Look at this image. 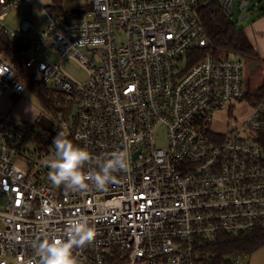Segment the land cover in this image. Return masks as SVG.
I'll use <instances>...</instances> for the list:
<instances>
[{"label": "built area", "instance_id": "built-area-1", "mask_svg": "<svg viewBox=\"0 0 264 264\" xmlns=\"http://www.w3.org/2000/svg\"><path fill=\"white\" fill-rule=\"evenodd\" d=\"M29 1L0 0V20ZM206 1L87 0L70 12L45 6L39 21L17 30L0 21L32 80L73 99L72 121L52 117L47 134L36 126L41 114L27 121L0 111V264H39L33 242L66 238L67 221L80 216L96 238L74 250L77 264H207L201 244L264 231V147L240 136L262 127L264 95L227 133L210 130L217 111L243 100L244 61L205 50L196 9ZM218 2L232 22L234 0ZM65 62L84 80L70 77ZM16 76L0 58V98L22 94ZM160 125L164 148L153 142ZM59 129H71L93 161L125 152L128 169L104 189L55 185L40 140ZM243 255L227 253L219 264H247Z\"/></svg>", "mask_w": 264, "mask_h": 264}, {"label": "trees", "instance_id": "trees-1", "mask_svg": "<svg viewBox=\"0 0 264 264\" xmlns=\"http://www.w3.org/2000/svg\"><path fill=\"white\" fill-rule=\"evenodd\" d=\"M196 13L204 29L205 36L208 39L206 51L214 57H234L238 59L246 58L247 60H259L258 55L254 52L252 45L243 32V27H238L234 22L228 21L221 11L218 0H207L204 4L197 7ZM264 14V9L259 10V15ZM203 50V49H202ZM203 50V51H205ZM0 51H2L15 66L17 79L24 86L33 90L40 105L51 112L53 117L62 115L63 121L71 122L73 116V99L71 96L54 90L46 84L33 82L30 73L23 66L21 50L14 47L11 41L0 30ZM201 54V52H199ZM253 57V58H252ZM263 65L264 62L262 61ZM32 79V78H31ZM264 95V83L254 92L243 93L242 99L246 100L251 106H254ZM61 97V98H60ZM262 127L259 129L255 141L264 147V112L259 116ZM36 126L41 129L43 134L49 133L50 122L41 114ZM63 131L65 136L75 145L72 130H58L57 134ZM264 244V231L253 230L237 234H220L213 243H203L200 246L199 260L207 264H219L227 253L239 251L248 253L256 250Z\"/></svg>", "mask_w": 264, "mask_h": 264}, {"label": "rangeland", "instance_id": "rangeland-1", "mask_svg": "<svg viewBox=\"0 0 264 264\" xmlns=\"http://www.w3.org/2000/svg\"><path fill=\"white\" fill-rule=\"evenodd\" d=\"M86 1L87 0H31L28 3H23L12 10L6 11L1 16L0 21L4 27L11 30H17L20 24L26 19H31L35 22L39 21L41 15L45 12V6L55 4L57 5L58 9L70 12L83 7L86 4ZM242 1L247 2V4L242 10H239V5ZM234 2L235 5L232 12V22H234L238 27H244L245 24L248 23L255 14L259 13V10L264 9V0H234ZM242 16H246V18L242 20ZM200 52L201 54L199 53V56L203 55L204 51ZM0 58L8 61L12 65V67L16 69L15 66L11 63V60L2 51H0ZM243 59L244 68L242 70V89L243 92H247V94H250L257 90L258 87L254 88V86L259 85V83H261L263 79L262 68H256L255 66L256 64L261 65L262 62L257 60H247L246 58ZM251 64H255V68ZM63 68L73 79L79 81L84 80L85 73L81 69L71 65L68 62H65L63 64ZM29 79L35 82L31 78ZM47 86L50 87L49 85ZM8 99L14 103L13 111H15L14 113L16 115H14L17 117L29 121H33L37 114H44V117L47 120L52 119L53 117L50 111L40 105L37 97L35 96V93L28 86H24L22 94L16 99L9 98L7 97V95L3 94V96L0 98V110L8 104ZM238 103H241V100L235 102V104ZM245 111L246 110L244 109L241 110V107L235 108V106H228V108L217 111L214 114L213 120L210 124V130L218 133H227V130L230 128V126L235 125V122H242L244 120L240 119L237 116H239L240 112ZM227 112H230V114L227 115ZM11 114L13 113L11 112ZM58 117L60 118L59 120L62 119V115L60 113H58ZM258 133L259 130H256L250 132L249 134V132L245 129L240 133V136H256L258 135ZM54 138L55 136H44V138L40 140L41 142H44L45 149L49 153V156H47L49 161L54 158L55 154L54 147H52ZM153 142L156 147H165L166 129L164 125H160L154 130ZM243 254V262L247 264H264V244L254 251Z\"/></svg>", "mask_w": 264, "mask_h": 264}, {"label": "clouds", "instance_id": "clouds-1", "mask_svg": "<svg viewBox=\"0 0 264 264\" xmlns=\"http://www.w3.org/2000/svg\"><path fill=\"white\" fill-rule=\"evenodd\" d=\"M54 158L48 162L49 180L67 191L86 190L90 184L104 189L114 179V174L128 169L125 152L113 153L103 160H92L85 148L75 145L63 131L54 138ZM94 163V171L85 172V165ZM64 237L47 235L34 241L32 247L39 256V264H77L74 250L95 241L96 232L87 217L70 218L65 226Z\"/></svg>", "mask_w": 264, "mask_h": 264}, {"label": "crops", "instance_id": "crops-1", "mask_svg": "<svg viewBox=\"0 0 264 264\" xmlns=\"http://www.w3.org/2000/svg\"><path fill=\"white\" fill-rule=\"evenodd\" d=\"M258 14L259 13L255 14L252 17V19L245 24V26L243 27V32L247 37L248 41L250 42V44L252 45L254 52L258 55L259 60L261 62L262 61L264 62V14L257 16ZM255 66L256 68H262L263 71V79L261 83H259V85L254 86V88H257L261 86L264 82V65L262 63L261 65L256 64ZM5 95H7L8 97V93H5ZM13 105L14 103L8 99V104L5 107H3L0 111H8L10 113L12 112L14 115L15 111H13ZM234 106L235 108L241 107V110L242 109L246 110L245 112H240L239 116L237 117H239L240 119L247 118V116L250 113L251 105L246 100L243 99L241 103L235 104ZM229 114L230 112H227V115Z\"/></svg>", "mask_w": 264, "mask_h": 264}, {"label": "water", "instance_id": "water-1", "mask_svg": "<svg viewBox=\"0 0 264 264\" xmlns=\"http://www.w3.org/2000/svg\"><path fill=\"white\" fill-rule=\"evenodd\" d=\"M247 4V2L242 1L241 4L239 5V10H242L244 8V6ZM246 16H242L241 19H245ZM252 66H254L255 64H251Z\"/></svg>", "mask_w": 264, "mask_h": 264}]
</instances>
